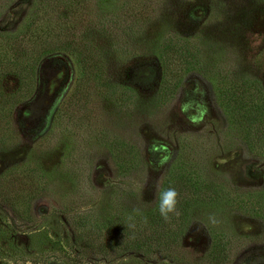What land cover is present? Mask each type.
<instances>
[{
  "label": "rangeland",
  "instance_id": "rangeland-1",
  "mask_svg": "<svg viewBox=\"0 0 264 264\" xmlns=\"http://www.w3.org/2000/svg\"><path fill=\"white\" fill-rule=\"evenodd\" d=\"M130 1L87 0V14L98 22ZM152 2L149 20L113 38L100 36L115 87L80 98V67L58 49L37 62L29 91L11 99L10 131H0V264H94L88 259L101 255L71 252L76 220L103 223L133 205L152 208L164 183L171 186L180 172L218 195L181 211V256L203 264L213 236L222 233L232 237V264H264V133L249 136L247 121L233 115L236 94L251 85L255 113L264 114V0ZM42 4L0 0L5 92L18 83L4 69L12 58L8 45ZM174 37L195 40V54L187 66L170 63L164 78L159 51ZM68 97L70 120L58 119ZM3 109L0 102V117ZM32 182L36 189L22 208L32 214L28 230L4 193ZM174 248L165 264L177 263ZM141 261L130 253L119 264Z\"/></svg>",
  "mask_w": 264,
  "mask_h": 264
},
{
  "label": "trees",
  "instance_id": "trees-1",
  "mask_svg": "<svg viewBox=\"0 0 264 264\" xmlns=\"http://www.w3.org/2000/svg\"><path fill=\"white\" fill-rule=\"evenodd\" d=\"M42 1L43 4L35 20L31 21L24 31L20 33L18 31L14 37L15 40L8 45L12 58L4 69L7 75L16 76L18 83L15 91L11 93L5 92L0 86V102L4 105V112L0 117V131L2 128H5L3 131H10V111L12 102L16 101L11 99L16 95L21 97L29 91L37 62L43 55L58 49L72 54L80 67L84 85L80 98L86 99L89 95L87 93L107 89L110 85L115 87V83L111 80L109 64L105 60L106 52L100 46V36L108 34L113 38L122 28L131 29L138 21L149 20L154 8L152 0H131L124 5L120 13L112 14V17H105L104 20L96 22L87 14L89 9L87 0ZM195 42V40L177 37L164 42L159 51L164 78L170 70V63L189 65L194 58ZM3 56L4 53L0 61ZM2 75L6 76L0 72V76ZM146 79V72L141 71L138 82L144 83ZM254 89V85H251L236 94L235 100L238 104L233 115L239 123L242 118L247 121L244 126L249 136L254 135L260 138L258 135L264 133V114L255 113L258 97ZM57 117L70 120V97L60 104ZM200 184L196 175L188 177L180 172L174 178L172 185L169 186L165 182L161 191L172 187L179 192L177 207L181 213L183 209L191 205L217 199V194ZM29 185L16 186L12 191L8 189L4 193L15 215L22 220L21 226L28 230L33 224L32 214L22 208L28 206V202L26 204L24 200L36 189L32 186L37 184L32 182ZM228 201L232 202V198L225 197V202ZM158 204L157 198L152 208L145 209L142 206L133 205L135 207L121 210L115 217L111 216L103 223H98L90 216L79 217L76 220L78 232H76L75 247L71 248V252L81 258H83V252L91 257L101 255L99 259H88L94 264H119V261L124 260L130 253L139 255L141 262L144 261L142 264H165L163 258L175 247L176 264H192L189 258H183L180 251L176 250L180 242V228L183 225L181 214L178 217L172 215L170 221H165L159 213ZM137 209L139 212L136 211ZM231 246V236L215 234L212 246L206 252L202 263L232 264Z\"/></svg>",
  "mask_w": 264,
  "mask_h": 264
},
{
  "label": "clouds",
  "instance_id": "clouds-1",
  "mask_svg": "<svg viewBox=\"0 0 264 264\" xmlns=\"http://www.w3.org/2000/svg\"><path fill=\"white\" fill-rule=\"evenodd\" d=\"M179 192L172 187H169L163 191H158L159 199V213L165 221H170L172 215L179 216L181 213L177 207L179 204ZM139 212V209L136 210ZM210 221L215 223L214 216L209 217Z\"/></svg>",
  "mask_w": 264,
  "mask_h": 264
}]
</instances>
